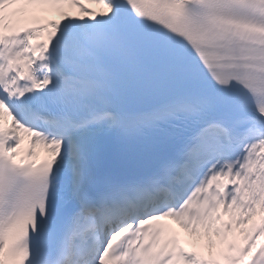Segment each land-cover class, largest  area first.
Listing matches in <instances>:
<instances>
[{
	"label": "snow or ice",
	"instance_id": "snow-or-ice-1",
	"mask_svg": "<svg viewBox=\"0 0 264 264\" xmlns=\"http://www.w3.org/2000/svg\"><path fill=\"white\" fill-rule=\"evenodd\" d=\"M0 264H264V0H0Z\"/></svg>",
	"mask_w": 264,
	"mask_h": 264
},
{
	"label": "bare ground",
	"instance_id": "bare-ground-1",
	"mask_svg": "<svg viewBox=\"0 0 264 264\" xmlns=\"http://www.w3.org/2000/svg\"><path fill=\"white\" fill-rule=\"evenodd\" d=\"M94 6V5H93Z\"/></svg>",
	"mask_w": 264,
	"mask_h": 264
}]
</instances>
